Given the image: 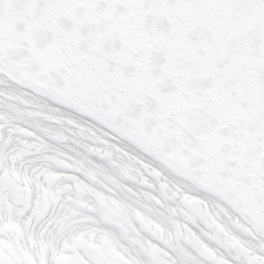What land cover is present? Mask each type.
I'll return each mask as SVG.
<instances>
[{
	"label": "snow or ice",
	"instance_id": "6c2138e0",
	"mask_svg": "<svg viewBox=\"0 0 264 264\" xmlns=\"http://www.w3.org/2000/svg\"><path fill=\"white\" fill-rule=\"evenodd\" d=\"M0 264H264V0H0Z\"/></svg>",
	"mask_w": 264,
	"mask_h": 264
}]
</instances>
